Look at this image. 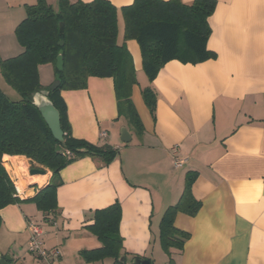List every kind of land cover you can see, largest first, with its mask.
Wrapping results in <instances>:
<instances>
[{
	"label": "crops",
	"instance_id": "crops-1",
	"mask_svg": "<svg viewBox=\"0 0 264 264\" xmlns=\"http://www.w3.org/2000/svg\"><path fill=\"white\" fill-rule=\"evenodd\" d=\"M36 1L0 0V60L22 52L15 28ZM46 1L56 8L57 0ZM109 1L117 10V43L124 42L132 57L131 99L143 132L118 117L111 77L89 76L85 88L61 90L72 136L116 154L107 164L86 156L61 169L56 210L48 215L49 229L42 226L44 246L62 245L63 236L79 232L84 237L74 250L76 261L111 264L109 258L86 262L79 252L101 245L87 226L95 210L117 202L127 264L136 257L150 264H264V0H215L207 19V48L214 57L198 63L170 60L152 81L143 71L137 41L123 39L121 8L132 0ZM38 77L43 88L49 86L55 80L52 64L38 65ZM147 86L156 96L153 113L141 93ZM123 126L131 135L127 143L120 141ZM15 157L24 159L25 169L14 167ZM175 158L182 160L180 166ZM7 164L10 178L24 185L23 191L16 189L22 200L50 180L49 170L26 175L31 165L24 155L8 156ZM188 172L195 174L191 191L200 207L193 216L175 214L173 225L189 236L181 249L165 252L159 242L161 217L178 201ZM0 217V254L10 255L11 264H25L27 225L45 222L42 213L24 201L1 208ZM49 234L55 245L45 243ZM60 253L50 264H68Z\"/></svg>",
	"mask_w": 264,
	"mask_h": 264
},
{
	"label": "trees",
	"instance_id": "trees-1",
	"mask_svg": "<svg viewBox=\"0 0 264 264\" xmlns=\"http://www.w3.org/2000/svg\"><path fill=\"white\" fill-rule=\"evenodd\" d=\"M214 8L215 0H193L191 4L180 0H132L121 8L123 39L137 41L142 68L149 81L170 60L198 63L214 57L207 48L210 33L207 19ZM117 32V10L109 0H57L56 8L46 0H37L26 7L25 18L15 28L16 39L23 50L0 60V209L31 201L48 222V215L56 210L55 188L61 182L59 172L63 167L86 156L99 158L103 164L114 158L116 149L72 136L61 90L85 88L89 76L111 77L118 117L136 133L143 132L131 99L136 83L132 57L124 42L117 43ZM59 54L63 59L62 70L55 66ZM45 63L52 64L55 80H59L58 87L49 91L48 98L59 112L62 140L52 135L32 102L36 92L48 88L41 86L38 77V65ZM3 84L13 89L19 98L11 99ZM141 93L153 113L156 103L153 89L147 86ZM15 155H24L33 165L51 172L48 184L24 200L17 196L6 170V167L9 170L7 157ZM11 174L16 176L13 171ZM194 176L187 173L178 201L168 206L161 217L159 242L165 252L171 247L181 249L189 236L173 225L175 214L184 212L193 216L199 210L200 202L191 191ZM120 215L117 202L94 211L93 222L87 228L101 245L79 252L86 262L109 258L111 264H127L118 230Z\"/></svg>",
	"mask_w": 264,
	"mask_h": 264
},
{
	"label": "water",
	"instance_id": "water-1",
	"mask_svg": "<svg viewBox=\"0 0 264 264\" xmlns=\"http://www.w3.org/2000/svg\"><path fill=\"white\" fill-rule=\"evenodd\" d=\"M59 31H63V25L60 24ZM62 44V42H59ZM56 68L58 70L63 69V59L59 54L56 58ZM59 80H54L46 89H41L33 95L32 102L38 108L43 117L44 121L48 125L52 135L58 139L62 140L63 132L60 127V116L58 110L54 107L53 103L48 98V93L58 87ZM131 140V135L125 126L120 129V141L127 143ZM30 174H44L45 171L37 168H30ZM122 259V258H121ZM13 258L10 255L2 256L0 254V264H11ZM131 264H150L149 260L143 258H133Z\"/></svg>",
	"mask_w": 264,
	"mask_h": 264
},
{
	"label": "rangeland",
	"instance_id": "rangeland-1",
	"mask_svg": "<svg viewBox=\"0 0 264 264\" xmlns=\"http://www.w3.org/2000/svg\"><path fill=\"white\" fill-rule=\"evenodd\" d=\"M3 86H4L5 90L7 91L8 95H9V97L11 99H18L19 98L18 94L13 89H11L8 85L3 84ZM29 163L31 165L30 168L42 169L44 171L48 170L47 168H42V167H39L38 165H35V164L33 165L30 162V160H29ZM28 173H29L28 171H25L26 175ZM13 182H14V185H15L16 181H13ZM36 219L40 220V217L37 215ZM41 224H42L43 227L46 228V230L49 229V224L48 223L41 222ZM72 235H74L75 237L72 236V238H71V236H67L66 235V236H63V238H62V235H61V238L64 239V243L62 245L60 244V245H58L56 247L58 248L59 254H61L60 253L61 250L65 254L66 261H68V264H81V263H78L76 261V258H78V256L77 257L74 256L75 255V251L74 250L78 249L79 244L81 242V239L84 237V235H80L79 232H75ZM55 242H56L55 236L50 235V234L47 236V238L45 240V243H47V245H55ZM65 242H68L67 245L65 244ZM44 245L46 246V244H44ZM48 247L50 248V246H48ZM25 259H26L25 262H24L25 264H41L39 262V259L37 258V256L34 253L30 252L28 249H27V252H26V255H25ZM127 261H129V260H127ZM17 264H19V263H17Z\"/></svg>",
	"mask_w": 264,
	"mask_h": 264
},
{
	"label": "built area",
	"instance_id": "built-area-1",
	"mask_svg": "<svg viewBox=\"0 0 264 264\" xmlns=\"http://www.w3.org/2000/svg\"><path fill=\"white\" fill-rule=\"evenodd\" d=\"M103 135H105V133H103ZM181 163V159H174L175 166H180ZM27 228L29 231V237L27 241L28 250L37 256L41 264H50L56 260L59 256L58 248H46L44 246L43 238L45 233L42 225L35 221H29Z\"/></svg>",
	"mask_w": 264,
	"mask_h": 264
},
{
	"label": "bare ground",
	"instance_id": "bare-ground-1",
	"mask_svg": "<svg viewBox=\"0 0 264 264\" xmlns=\"http://www.w3.org/2000/svg\"><path fill=\"white\" fill-rule=\"evenodd\" d=\"M12 161L14 163V167H16L17 170L20 168H23V169L26 168L24 159H21L19 157H15L12 159ZM15 186L19 192L23 191V189H24V185L21 183L15 182Z\"/></svg>",
	"mask_w": 264,
	"mask_h": 264
}]
</instances>
